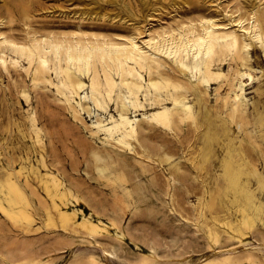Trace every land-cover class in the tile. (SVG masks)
Instances as JSON below:
<instances>
[{"label": "rangeland", "instance_id": "1", "mask_svg": "<svg viewBox=\"0 0 264 264\" xmlns=\"http://www.w3.org/2000/svg\"><path fill=\"white\" fill-rule=\"evenodd\" d=\"M252 18L264 33V0H0L8 56L0 66V264H91L90 255L111 264H264V46L251 37ZM204 20L238 34L246 52L218 60L222 75L203 84L165 59L161 73L182 84L192 119L167 129L143 119L157 105L151 99L127 106L137 127L129 146L102 130L121 113L115 97L101 108L82 99L75 117L53 89L33 87L25 57L1 42L131 37L151 51V40ZM241 89L233 113L230 95ZM55 204L73 215L61 222ZM88 221L103 228L96 237L79 224Z\"/></svg>", "mask_w": 264, "mask_h": 264}, {"label": "bare ground", "instance_id": "2", "mask_svg": "<svg viewBox=\"0 0 264 264\" xmlns=\"http://www.w3.org/2000/svg\"><path fill=\"white\" fill-rule=\"evenodd\" d=\"M239 25L247 31L244 21H239ZM248 25L252 39L264 46V33L260 31L256 20L252 18ZM226 29V26L213 20H204L199 29L193 26L151 40L148 43L151 51L141 47L131 37H119L115 40L102 38L85 42L43 40L28 44L6 42L2 38L1 42L7 43L14 53L25 57L26 65L23 69L31 77L33 87L42 85L53 89L59 96L58 100L75 117L79 115L77 107H80L79 102L82 99L88 98L95 107L101 108L102 102H110L115 97L120 103L121 113L118 120L106 124L102 130L108 135L107 138L129 146V140L135 137L137 127L135 121L125 113L127 106L143 109V101L151 99L157 105L148 114L144 113L143 119L162 128L170 129L175 122L192 119V108L182 91V84L161 73L164 60L172 59L181 67L192 68L200 83H206L214 76L222 75L219 65L216 64L218 60L227 56L240 59L249 46L238 34ZM7 62V54L0 49V66L5 68ZM9 63L16 66L18 60L9 58ZM245 76L247 82H252L253 74L245 72ZM247 82L244 84H249ZM85 90L87 92L81 96ZM123 93L128 96L127 102ZM242 93L241 89L240 93L230 95L233 100V113L238 111ZM22 96L28 97L25 92H22ZM165 98L171 105L165 103ZM48 175L51 181L55 180L54 175ZM9 185L15 188L14 182ZM54 210L61 222L67 221L73 215L56 204ZM5 213L11 219L18 217V214L25 215L20 209ZM49 219L52 220V217L49 216ZM88 222V226H85L86 222L79 224L87 230L90 237H96L103 228L100 223ZM107 254L104 252L106 258ZM88 259L91 264H111L94 255L88 256ZM226 259H206L198 264H223Z\"/></svg>", "mask_w": 264, "mask_h": 264}]
</instances>
